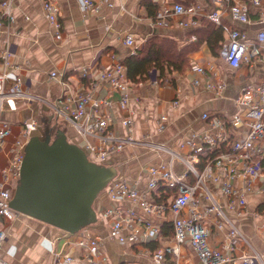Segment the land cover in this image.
Returning a JSON list of instances; mask_svg holds the SVG:
<instances>
[{
    "label": "crops",
    "instance_id": "1",
    "mask_svg": "<svg viewBox=\"0 0 264 264\" xmlns=\"http://www.w3.org/2000/svg\"><path fill=\"white\" fill-rule=\"evenodd\" d=\"M53 1L59 5L62 26L60 39L55 37L54 27L46 17L43 0H15L16 20L10 29L0 31V48L10 51L9 82L15 75L22 74L25 88L51 100L60 98L67 85L72 91L84 89L90 91L95 98H109L112 103L103 104L100 110L111 119L115 131L122 135L128 132H132L135 137L149 135L151 139L186 154L194 135L206 130L215 131L213 120L211 117L204 118V113L226 117V114L238 109L235 101L244 87L255 86L264 81L262 63L245 62L238 69H234L222 58L221 49L227 35L224 25L233 27L237 22L228 14L223 16L222 24L208 18L207 12L214 7L212 0H107L86 14L79 0ZM172 1L182 2L187 7L199 5L201 11L198 15L201 17L198 23L189 26L172 22L167 25L157 24L155 16L158 10ZM259 8L264 9V0ZM252 16H259L258 8L253 11ZM257 27L258 25L246 27L253 39ZM214 28L222 31L217 53H213L205 38L203 41L199 38ZM127 35L134 37L137 45L135 51L134 45L124 42ZM150 39L165 40L176 52H186L188 65L182 70L171 67L169 69L166 66L164 74L160 69L154 68L148 76L134 82L128 76L125 60L143 49ZM171 55L169 52V56ZM173 56L176 57V54ZM117 63L124 64L129 84L130 99L125 109L119 105L121 91L103 80L99 74L102 69ZM196 66L203 67L204 71H197ZM84 68L90 70V75H83ZM3 71L4 65L0 58V72ZM53 71L63 75L67 85L52 79ZM209 81L224 83V87L210 89ZM162 116L167 117L164 129L160 128ZM0 117L12 124V134L0 149V167L7 165L16 140L22 138L23 120L37 119L41 125L34 133L38 135H43V130L57 123V117H54L45 104L39 102L16 103L9 100ZM126 117H131L134 121L132 131L123 124ZM59 120L66 122L62 118ZM55 129L58 128L55 126ZM65 129L68 138L77 140V130L74 127L68 126ZM243 131V126L228 128L233 138L242 135ZM167 159L168 155L164 153L127 146L109 156L105 164L116 168L117 178L146 184L150 179L148 168ZM4 181V174L0 171V182ZM217 193L225 205L227 199L218 189ZM104 194L101 207L110 203L107 191ZM246 199V211L239 219V225L253 245L264 253V189L247 192ZM124 205L129 203L125 202ZM146 218L157 223L151 216ZM0 228L6 230L8 235L0 251V258L7 264H86L82 251L77 247L65 246L63 230L55 226L19 214L10 221L0 218ZM91 228L103 235L102 251L106 264H156L153 252L162 246L173 244L172 226L167 222H162V239L144 243L151 253L138 248L137 242L122 243L111 239L107 232V222L102 218ZM209 228L214 244H219L226 238L225 229H220L214 223ZM60 249H63L65 255L73 254L75 260L65 262L62 258L57 261L54 252ZM162 264L203 263L186 243L179 255L166 253Z\"/></svg>",
    "mask_w": 264,
    "mask_h": 264
},
{
    "label": "built area",
    "instance_id": "2",
    "mask_svg": "<svg viewBox=\"0 0 264 264\" xmlns=\"http://www.w3.org/2000/svg\"><path fill=\"white\" fill-rule=\"evenodd\" d=\"M84 13L97 9L99 3L107 0H79ZM15 0H0V31L15 22ZM214 7L206 16L222 24L228 14L237 22L235 26H225L226 39L221 56L232 68L238 69L245 62H260L264 65V9L259 8L262 0H212ZM112 5V4H111ZM46 17L54 27L55 37H62L59 20V5L53 0H43ZM254 8V9H252ZM259 16L253 17L255 9ZM199 5L186 6L172 1L163 5L155 16L160 25L177 23L181 26L195 25L201 17ZM28 18V17H26ZM258 25L256 36L250 37L246 27ZM127 45L137 48L135 39L127 35ZM10 51L0 48V58L4 71L0 72V113L7 101L39 102L45 104L54 117L62 118L76 128L80 136V146L87 152L91 161L105 164L106 159L127 146L140 147L168 155V159L148 168L150 179L146 184L126 178H112L105 190L110 203L100 208L98 218L107 222L108 236L118 242H137L138 248L148 253L151 250L145 242L162 239V222L172 226L173 244L162 246L153 252L156 264H162L166 253L179 255L181 248L188 243L203 264H264V253L251 242L239 225V219L246 211V194L249 191L264 189V81L258 85L246 86L236 98L238 109L221 117L218 114L204 113L211 117L214 132L206 130L194 135L188 153L183 154L172 147L157 142L149 135L135 137L132 132L120 134L113 128L111 119L103 114L101 106L112 100L95 98L90 91H72L63 75L53 71L51 78L67 85L63 95L51 100L24 87L25 79L17 74L9 82L11 62ZM203 72L201 66L195 67ZM84 76L90 70H82ZM115 89L121 91L119 105L128 107L130 92L124 64L100 71ZM224 83L208 82V88L221 89ZM166 116L161 117L160 128L164 129ZM124 126L132 131L131 117L123 120ZM22 138L17 139L9 162L0 171L5 181L0 182V218L13 220L20 212L11 206L16 183L20 177L25 145L39 127L35 118L21 122ZM243 126L245 131L238 137H231L230 127ZM12 134L11 122L0 117V149ZM197 137V139L195 138ZM217 189L227 199L222 204ZM129 205H124V203ZM229 210L233 211L232 214ZM151 216L157 220L151 222ZM214 223L225 229L226 238L219 244L211 241L209 225ZM65 246L77 247L82 251L86 264H106L103 254V235L86 226L75 233L62 232ZM7 232L0 228V251L7 240ZM57 261L75 260L73 254H64L63 249L54 252ZM0 264H7L0 258Z\"/></svg>",
    "mask_w": 264,
    "mask_h": 264
},
{
    "label": "water",
    "instance_id": "3",
    "mask_svg": "<svg viewBox=\"0 0 264 264\" xmlns=\"http://www.w3.org/2000/svg\"><path fill=\"white\" fill-rule=\"evenodd\" d=\"M53 127L33 134L25 145L11 206L21 214L75 233L97 221L95 201L117 174L91 161L87 152Z\"/></svg>",
    "mask_w": 264,
    "mask_h": 264
},
{
    "label": "trees",
    "instance_id": "4",
    "mask_svg": "<svg viewBox=\"0 0 264 264\" xmlns=\"http://www.w3.org/2000/svg\"><path fill=\"white\" fill-rule=\"evenodd\" d=\"M196 33L199 34L200 32ZM203 36L204 37H199L201 41L205 38L213 53H217L220 47L218 42L222 39V31L215 28L209 29ZM149 41L137 54L130 55L125 60L128 76L134 82L140 81L145 78V76H148L150 70L154 68L160 69L161 73L164 74L166 66L169 69L171 67L182 70L188 65L186 52L185 54L176 52L175 48L169 46V43L165 40L159 41L158 39H150ZM169 52L172 53L171 56H169ZM173 54H176V57H174Z\"/></svg>",
    "mask_w": 264,
    "mask_h": 264
},
{
    "label": "rangeland",
    "instance_id": "5",
    "mask_svg": "<svg viewBox=\"0 0 264 264\" xmlns=\"http://www.w3.org/2000/svg\"><path fill=\"white\" fill-rule=\"evenodd\" d=\"M60 119V118H59ZM59 119H57L56 118V120H57V125L55 124H53V131H52V133H53V136L55 135V126L58 128V129H62L63 131H65V133H66V127H68V126H71V127H73L71 124H69L67 121L66 122H60V120ZM58 122L59 123H61V124H58ZM55 123V122H54ZM38 125H41L40 124V122L38 123ZM75 129V131H76V128H74ZM77 132V131H76ZM67 135V134H66ZM77 135H78V138H77V140L75 139H70V138H68V136H67V138L70 140V141H72V142H75V143H77V144H79L80 145V136H79V134H78V132H77ZM106 192V190L104 189V191L102 192V193H100L99 195H98V197H97V199H96V201H95V204H94V207H95V209H96V211H97V216H98V212H99V210H100V208H101V205H102V201L104 200V197H105V193ZM98 217H97V221H98ZM96 221V222H97ZM96 222H94V223H96ZM94 223H92V224H90L89 226H92ZM131 264H135V263H131Z\"/></svg>",
    "mask_w": 264,
    "mask_h": 264
}]
</instances>
